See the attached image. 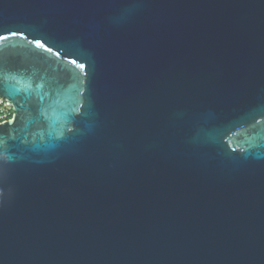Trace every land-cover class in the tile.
<instances>
[{"label": "water", "instance_id": "95a60500", "mask_svg": "<svg viewBox=\"0 0 264 264\" xmlns=\"http://www.w3.org/2000/svg\"><path fill=\"white\" fill-rule=\"evenodd\" d=\"M9 31L0 264H264V0H0Z\"/></svg>", "mask_w": 264, "mask_h": 264}, {"label": "built area", "instance_id": "2783aa9c", "mask_svg": "<svg viewBox=\"0 0 264 264\" xmlns=\"http://www.w3.org/2000/svg\"><path fill=\"white\" fill-rule=\"evenodd\" d=\"M13 113L11 102L0 95V123L11 117Z\"/></svg>", "mask_w": 264, "mask_h": 264}, {"label": "snow or ice", "instance_id": "6c2138e0", "mask_svg": "<svg viewBox=\"0 0 264 264\" xmlns=\"http://www.w3.org/2000/svg\"><path fill=\"white\" fill-rule=\"evenodd\" d=\"M17 35H19V36H23V33H22V32H16V31H9L7 36H5V35H0V41L7 40L9 36H17ZM35 43H36L37 45L41 46V47L44 46V45L41 43V41H39V40L35 41ZM48 51H51V49H48ZM72 63H76V61L73 60ZM79 67H80V68H84L85 65H84V64H80ZM6 94H8V93H6ZM9 98H10V99L12 98L10 94H9ZM7 123L10 124V123H12V121H7Z\"/></svg>", "mask_w": 264, "mask_h": 264}]
</instances>
